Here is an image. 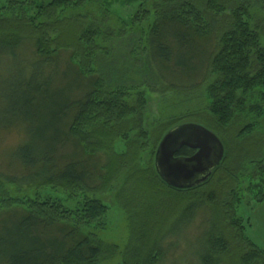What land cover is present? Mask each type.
I'll use <instances>...</instances> for the list:
<instances>
[{
    "label": "trees",
    "instance_id": "obj_1",
    "mask_svg": "<svg viewBox=\"0 0 264 264\" xmlns=\"http://www.w3.org/2000/svg\"><path fill=\"white\" fill-rule=\"evenodd\" d=\"M27 1L7 0L3 6L7 16L0 17V70L20 60L22 65L14 69L13 82L4 86L11 111L19 115L25 112L27 117L42 109L44 117L40 118V128L31 134L15 132L20 142L4 152V166L0 165V264H96L101 243L82 229L101 218L103 205L87 196L82 209L71 212L51 198L25 203L11 199L4 187H53L71 194L103 190L117 178L114 173L122 171L123 165L116 153L104 151L98 132H110L118 123L125 125L129 115H141L144 94L138 91L142 87L154 90L148 82L140 83L146 78L159 82L163 94L188 93L205 86L207 112L200 119L217 132L238 124L236 138H247L255 126L252 116L264 111V24L256 20L250 0L240 4L237 0H152L157 16L148 34L146 56L134 57L137 64L127 68L109 67L108 73L100 72V76L99 71L91 70L90 63L94 65L91 59L97 39L103 40L105 34L92 26L82 28L87 15L58 13L75 12L87 4L103 5L106 0H48L32 19L24 14ZM137 1L142 8L133 22L147 21L150 12L145 5L149 0ZM258 1L264 12V0ZM28 46L34 49L36 60ZM62 53H69L63 74L58 68ZM79 57L81 61L76 60ZM26 66L33 69L32 75L21 70ZM131 74L139 79L135 85H126ZM57 77L66 87L54 88ZM8 121L0 119V129H7L4 125ZM86 126L88 133L84 132ZM8 133L0 132V143ZM164 134L156 140L160 142ZM67 144L73 150L61 156L60 149ZM262 144L252 157L243 152L238 170H226V200L222 194L204 190L223 168L225 156L209 181L191 190L167 187L155 169L143 173L146 177L141 179L170 196L175 211L181 210L191 221L207 204L204 207L210 215L201 250L191 256L199 264H264V250L246 237L235 218L241 198L232 188L240 170L250 180L256 178L254 170H259L264 185V140ZM193 153L182 148L177 156ZM128 169L129 178L139 172L136 167ZM156 242L140 264L163 261V247Z\"/></svg>",
    "mask_w": 264,
    "mask_h": 264
},
{
    "label": "rangeland",
    "instance_id": "obj_2",
    "mask_svg": "<svg viewBox=\"0 0 264 264\" xmlns=\"http://www.w3.org/2000/svg\"><path fill=\"white\" fill-rule=\"evenodd\" d=\"M6 1L0 0V17L7 16L2 11ZM47 1L28 0L24 5V14L28 18H34L39 11L38 7L44 6ZM151 1L149 0L145 5V8L150 12L149 17H147V21L140 23L133 22V18L142 8L137 0H106V4H87L75 12H69V10L60 12L58 16L70 13L87 15L82 28L92 26L93 29H99L105 34L103 40L97 39V48L93 50L91 59L94 60V65L93 61L90 63L91 70L99 71L101 76V73H108L109 67L125 65L124 68H127L137 64L134 62V57L144 58L146 56L145 51L149 46L148 34L157 16ZM244 1L246 0H237V4ZM100 3L102 4V2ZM248 4L252 7L256 20H259V24L263 25L264 12L261 10L259 1L250 0ZM40 20L42 21V19ZM41 21H36V23ZM27 48L31 58L36 60L34 49L29 46ZM68 56L69 53H62L58 61L61 74L67 70ZM76 60L81 61V57ZM20 65L22 64L18 59L0 70V119L10 120L4 125L8 126L7 129H0V132H9L0 143V165L2 166H4V152L20 142V138L15 132L31 134L40 128V118L44 117L42 109H37V114L27 117H24L25 112L19 115L11 111L7 95L8 88L4 86L13 82L14 69L19 70ZM21 70L26 75L33 74V69L30 67L26 66ZM129 77L130 80L126 81V85L130 86L135 85V80L139 79L133 77L132 74ZM144 81L148 82L154 90L152 93L149 89L142 87L138 91L144 94L141 115L137 113L129 115L124 121L125 125L123 122L118 123L113 130H111L112 126L110 127V132H98L102 137L104 151L110 155L116 153L118 158L116 156L113 158L118 159L121 162L120 165H123L122 171L113 172L117 178L110 181L103 190L91 189L95 191H77L71 194L62 188L53 187L30 190L6 185L4 189L11 199L25 203L36 198H51L60 201L71 212L81 210L87 196L97 200L105 207L101 218L82 229L85 234L93 236L96 242L101 243L102 252L96 264H125L126 262L140 264L145 252L156 241L158 246L163 247L165 253L160 264H199L195 257L191 258V256L201 250L202 234L206 231L210 215V211L204 207L207 204L204 203L203 208L191 221L185 217V213L181 210L175 211L170 196L162 191L157 192L154 190L153 184L149 185L151 182L141 179L142 176L146 177V174L143 175L144 172L154 170V156L159 143L156 137L162 132L164 134L177 127L175 125L178 123L199 125L216 136L218 135L224 144L225 164L212 178V183L204 186V190L213 191L218 195L222 194L226 200L227 197L224 196H227V190L225 188L229 182L225 175L226 170H238L239 163H242L239 160H241L243 152L252 157L257 152V148H263L264 111L252 116L251 120L255 126L254 130L246 135L248 137L238 139L236 135L240 130V125L229 126L217 132L200 119L207 112V103L204 102L205 86L193 89L188 93L168 92L163 94L160 84L158 85L159 82H151L146 78L142 79L140 83ZM54 86V88L61 89L66 87V84L60 77H57ZM261 107L264 108V105L262 104ZM40 108L45 107L40 106ZM198 117L199 119H197ZM88 131L89 127L86 126L84 132L88 133ZM60 150L61 156H66L73 148L67 144ZM130 167H136V171H139L134 178H129L128 168ZM254 172L256 178L253 180L243 177L245 174L242 170L236 173V183H232V188L239 195L241 201L236 206L234 215L239 220L246 237L256 247L264 250V185L261 183L260 171L254 170ZM248 173L251 172L246 171V174ZM260 190L263 195L260 194ZM73 218H75L74 215ZM222 260L226 261L224 257Z\"/></svg>",
    "mask_w": 264,
    "mask_h": 264
},
{
    "label": "water",
    "instance_id": "obj_3",
    "mask_svg": "<svg viewBox=\"0 0 264 264\" xmlns=\"http://www.w3.org/2000/svg\"><path fill=\"white\" fill-rule=\"evenodd\" d=\"M182 148L192 150L189 157L177 156ZM224 157L220 139L206 128L182 124L169 130L159 142L154 169L169 188L186 191L209 181Z\"/></svg>",
    "mask_w": 264,
    "mask_h": 264
}]
</instances>
